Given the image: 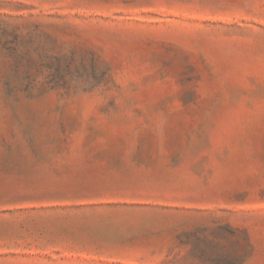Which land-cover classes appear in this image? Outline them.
Returning a JSON list of instances; mask_svg holds the SVG:
<instances>
[{"label":"rangeland","instance_id":"obj_1","mask_svg":"<svg viewBox=\"0 0 264 264\" xmlns=\"http://www.w3.org/2000/svg\"><path fill=\"white\" fill-rule=\"evenodd\" d=\"M0 264H264V0H0Z\"/></svg>","mask_w":264,"mask_h":264}]
</instances>
